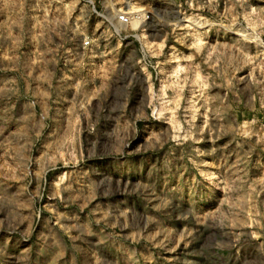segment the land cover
I'll list each match as a JSON object with an SVG mask.
<instances>
[{
	"label": "rangeland",
	"instance_id": "obj_1",
	"mask_svg": "<svg viewBox=\"0 0 264 264\" xmlns=\"http://www.w3.org/2000/svg\"><path fill=\"white\" fill-rule=\"evenodd\" d=\"M114 2L0 0V264H264V0Z\"/></svg>",
	"mask_w": 264,
	"mask_h": 264
},
{
	"label": "built area",
	"instance_id": "obj_2",
	"mask_svg": "<svg viewBox=\"0 0 264 264\" xmlns=\"http://www.w3.org/2000/svg\"><path fill=\"white\" fill-rule=\"evenodd\" d=\"M83 1L90 8L92 15L102 20V23L115 39L121 41L127 39L136 40L141 44L143 55L146 54L141 27L144 29L150 19V14L145 8L135 5H129L127 8L124 6L119 7L122 4L115 3V0H105L100 8L95 0ZM115 7L116 11L114 10ZM134 24L139 26L135 29L133 28ZM89 44L90 42L85 41V45Z\"/></svg>",
	"mask_w": 264,
	"mask_h": 264
}]
</instances>
